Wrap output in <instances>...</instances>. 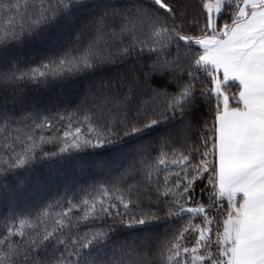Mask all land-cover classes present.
<instances>
[{
    "label": "snow or ice",
    "instance_id": "snow-or-ice-1",
    "mask_svg": "<svg viewBox=\"0 0 264 264\" xmlns=\"http://www.w3.org/2000/svg\"><path fill=\"white\" fill-rule=\"evenodd\" d=\"M0 264H264V0H0Z\"/></svg>",
    "mask_w": 264,
    "mask_h": 264
}]
</instances>
